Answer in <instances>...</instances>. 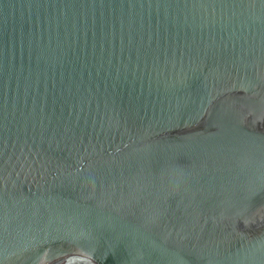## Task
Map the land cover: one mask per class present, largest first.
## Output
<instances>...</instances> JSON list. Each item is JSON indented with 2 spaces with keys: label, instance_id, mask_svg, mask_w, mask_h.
Wrapping results in <instances>:
<instances>
[{
  "label": "water",
  "instance_id": "1",
  "mask_svg": "<svg viewBox=\"0 0 264 264\" xmlns=\"http://www.w3.org/2000/svg\"><path fill=\"white\" fill-rule=\"evenodd\" d=\"M264 264V0H0V264Z\"/></svg>",
  "mask_w": 264,
  "mask_h": 264
},
{
  "label": "bare ground",
  "instance_id": "2",
  "mask_svg": "<svg viewBox=\"0 0 264 264\" xmlns=\"http://www.w3.org/2000/svg\"><path fill=\"white\" fill-rule=\"evenodd\" d=\"M74 264H93V263H88V262H75Z\"/></svg>",
  "mask_w": 264,
  "mask_h": 264
}]
</instances>
